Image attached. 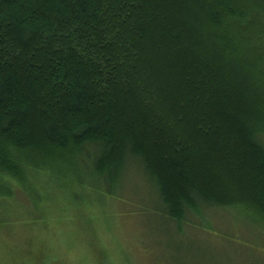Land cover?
<instances>
[{
  "label": "trees",
  "instance_id": "obj_1",
  "mask_svg": "<svg viewBox=\"0 0 264 264\" xmlns=\"http://www.w3.org/2000/svg\"><path fill=\"white\" fill-rule=\"evenodd\" d=\"M126 170L166 224H264V0H0V198Z\"/></svg>",
  "mask_w": 264,
  "mask_h": 264
},
{
  "label": "rangeland",
  "instance_id": "obj_2",
  "mask_svg": "<svg viewBox=\"0 0 264 264\" xmlns=\"http://www.w3.org/2000/svg\"><path fill=\"white\" fill-rule=\"evenodd\" d=\"M66 177L9 184L14 195L0 198V264H264V224L241 211L178 228L152 211L153 191L131 170L116 185L92 180L95 188Z\"/></svg>",
  "mask_w": 264,
  "mask_h": 264
}]
</instances>
